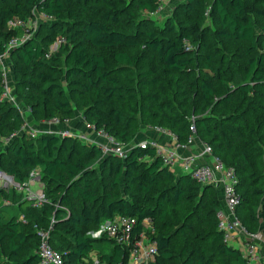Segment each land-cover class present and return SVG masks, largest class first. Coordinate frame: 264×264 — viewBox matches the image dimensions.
Returning a JSON list of instances; mask_svg holds the SVG:
<instances>
[{
    "label": "trees",
    "instance_id": "trees-1",
    "mask_svg": "<svg viewBox=\"0 0 264 264\" xmlns=\"http://www.w3.org/2000/svg\"><path fill=\"white\" fill-rule=\"evenodd\" d=\"M139 1V2H138ZM210 6V12L217 18L220 28L217 33L222 38L238 39L251 42L249 49H256V43L259 39L264 44V33L258 38L252 20L253 13L264 17V6L257 7L251 5L248 0H206ZM81 4L82 11L77 13L69 5L72 0H0V50H4L5 43L12 37L22 35V30L12 29L8 23L13 17L30 18L37 8L39 12L48 13L55 17L54 22L42 24L49 34L44 40L31 38L23 47L17 48L12 56L16 57L14 65L17 82L20 86L36 91V96L25 94L30 106L35 107V114L43 117L40 122L46 119L58 118L66 120L72 116V107L66 90L61 84L56 83L53 74L63 73L62 79L70 87H78L83 93L95 91L97 96L104 93L103 98H98L99 104H105L112 97L116 98V103L121 102L125 95H132L134 89L121 85L120 81L111 77L107 71V61L102 53L96 51L112 50L113 60L118 68L131 67L133 63L143 55L135 52L138 48L152 51L161 62L162 69L173 79H180L181 75L189 70L193 65V58L190 52V42H196L199 37L195 32V26L189 25L176 28L171 22V27L163 35L157 36L153 32L147 33V38L141 46V40L137 32H127L122 29L114 28L113 23H118L117 16L121 11L138 9L155 11L154 0H77ZM118 2H123L126 6L118 8ZM137 2V3H136ZM90 3H101L111 9L90 6ZM186 10H194V5H199L200 0H188L184 3ZM68 13V14H67ZM135 11H129L132 16ZM66 15H72L73 19L68 20ZM83 15V18L80 16ZM120 23V22H119ZM131 21L124 22L123 27L130 28ZM59 34L66 36L67 41L52 56L47 57L50 45ZM45 42H52L45 45ZM90 47L94 48L91 49ZM135 52V53H134ZM61 60V65H55V62ZM50 72V73H48ZM152 70L146 74H152ZM2 75V74H1ZM35 79L38 82H35ZM152 84L155 80L150 81ZM43 83H48L43 85ZM3 77H0V95L3 91ZM202 93L206 103H210L215 98V89L211 75H205L194 82ZM78 88H73L78 92ZM237 90L242 97H247L254 92L264 91V53L260 58H253L248 61V71L245 78L237 85ZM230 93V92H229ZM226 94L223 100L228 104L232 101L230 94ZM56 94V96H55ZM134 97V96H131ZM30 99V100H29ZM246 99V98H243ZM217 100V98H216ZM82 109L87 117H91L97 130H105L115 137L118 141L129 143L131 134L128 130L127 121L118 106L107 110H100L98 105H92L95 109L90 112V105H83ZM157 107L163 111L164 104H158ZM174 111V110H173ZM34 115V114H33ZM232 118H234L232 116ZM186 115L179 112L174 114L163 113L155 124V127L165 128L173 132L181 142H187L191 132V120H187ZM199 119H195L194 124L197 128ZM26 119L19 110L8 101H0V137H5L16 130H19ZM206 132L209 127L205 122H201ZM257 128L264 127L263 121L256 125ZM230 131L237 134V129L229 127ZM223 133L226 128L223 126ZM198 132V128H197ZM238 135L237 137H239ZM74 140L78 138L70 137ZM225 143H229L230 134H224ZM264 140V135L258 138ZM66 139L54 133H41L35 138L22 134L15 137L12 142L5 145L0 139V169L10 175H13L18 182L28 181L31 171L36 167L43 168V178L49 180L54 185H64L66 180H71L70 186L74 187V198H81L84 201V207L80 212L75 210L73 201L67 194H62L58 205L49 197V192L45 194L48 199L42 206H33V200L24 198L23 193H19L14 187L10 189H0V243L7 244V257L2 256L4 251L1 248L0 261L8 264H38L39 255L37 253L40 236L38 230L49 229L52 222L50 242L53 248L63 254L65 264H93L91 253L94 251L96 241H111L108 238H93L87 233L97 231L103 220L114 218L116 215H126L136 217L139 221L137 229L140 230L145 218L153 220L154 232L151 237L158 244L159 254L153 264H177L172 263L175 258L174 250L170 249L172 242L171 236L163 231L167 219V211L161 199H166L170 191L174 195V202L180 204L184 197L192 203L195 197L198 201H204L208 190L215 186L202 185L192 179L189 175H176L167 167H164L162 161L156 156L153 148H133L126 160L117 158L120 161V167L115 174L113 185L121 179L122 174L126 173L128 178L132 177V182L139 180L136 189L133 191L130 187L129 194L106 195V200L100 203L99 195L92 185L87 181L82 184L81 172L89 166L85 162L86 158L74 159L70 153L63 152ZM213 148V154L220 157L227 166L236 168L239 183L238 192L241 194V203L237 208V214L249 232L256 233L260 222L259 216V197L264 194V190L250 188L254 184L247 185V179L243 174L253 167L257 169L250 158L252 151L247 150L248 154L238 158L229 153L223 154L222 145L215 147L211 142H207ZM252 140L249 145L254 144ZM92 150L86 154L89 158L94 153L101 154V148L98 145L91 144ZM12 157L8 160L7 167L4 163L5 157ZM127 163V165L125 164ZM125 165L124 169L122 165ZM263 164V163H262ZM104 166V164H102ZM242 169V171L240 170ZM91 171V170H89ZM253 175V174H252ZM251 175V177H252ZM256 175V174H255ZM168 179L171 185L165 187L159 192L156 202L150 195L153 190L159 187L163 180ZM68 184H66L67 187ZM214 186V187H213ZM264 186V185H263ZM69 187V186H68ZM256 187V186H255ZM7 190L10 192H7ZM11 193L18 196L16 200V211L9 213L3 207L10 206L3 203L4 199H9ZM216 199L212 198L213 210H216L215 232L213 240L218 243L217 248L221 256L210 255L207 259L201 254L202 249L194 246L190 254L186 256L180 264H245L246 259L237 249L229 247L223 240L222 232L219 230V220L217 213L221 205L215 204ZM13 204V203H12ZM11 204V205H12ZM70 205V213L61 206ZM24 215V219H21ZM53 222L55 227L53 228ZM57 223L64 227L70 237L67 243H60L53 235H57ZM46 225V226H45ZM264 232V230H263ZM114 243V242H113ZM191 243L184 242L181 247V253L187 254ZM6 253V252H5ZM101 261L106 264H129L130 248L123 247L114 243L110 253H99ZM88 261H87V260Z\"/></svg>",
    "mask_w": 264,
    "mask_h": 264
},
{
    "label": "rangeland",
    "instance_id": "rangeland-1",
    "mask_svg": "<svg viewBox=\"0 0 264 264\" xmlns=\"http://www.w3.org/2000/svg\"><path fill=\"white\" fill-rule=\"evenodd\" d=\"M187 1L188 0H154V5L156 6L155 11L141 10L135 5V10L121 11L117 16L118 23L113 24L114 28L122 29L127 32H137L141 40V46L144 40H146L148 32H153L157 36H161L163 35L162 32H165L171 27V22L174 23L176 28L189 25L195 26L196 30L194 34L198 32L199 37L196 42H190L191 57L194 60L192 67L177 80L165 73L159 58L156 55L154 56L150 50L138 48L135 52L142 53L143 55L137 62L133 63L131 67L118 68L117 63L113 60L112 50L96 49V51L104 55L107 61V71L110 76L118 79L121 85L128 86L134 89V91H132V95H125V98L121 102L116 103V98L112 97L105 104H99L98 98H103L105 96L104 93H101L100 96H97L95 91L83 93L78 87H70L69 84L62 79L63 73H52V76L59 78L56 79V83L64 87L66 95L69 97L73 109L72 116L69 117V120L71 121L79 115L81 124L83 122L87 123L86 125L83 124L85 125L83 127L87 128V130H90L92 133V129L95 128V125L91 122L92 119L90 116H85L84 110L82 109V107H84L83 105H90L89 109L92 113L95 111V109L91 108L92 105H98L99 109L102 111L118 106L123 113L124 119L127 121L128 130L131 134V141L127 144L135 146L134 148H136L142 141L149 140L150 138L163 141L162 135L164 136V133L156 130L155 127V124L158 123L163 113L173 115L174 111L179 112L181 115H186L188 117L187 120L191 121L197 118L200 121L197 123L198 132H196V139L200 145L207 142H211L214 147L216 145H222L221 148L224 149V155L225 153H229L233 156L236 155L238 158L248 154L247 150L250 152L252 151L253 156H258L250 159L253 161L254 166L258 165L259 167L257 169H253L252 167L245 172L243 176L250 177L249 180L247 179L248 186L258 181L256 185L254 184L250 187L252 190H255V188L258 189L260 186L264 190V140L258 139L261 134L264 135V127H261L262 129L260 130L256 127L258 123L263 121L264 91L254 92L247 97H242L241 93L237 90V85L244 80L245 74L248 71V61L253 58H260L262 53H264V44H262V40L259 39L256 43V49L251 50L249 48L252 44L249 41L222 38L217 33L220 26L217 23V18L210 12L208 2L206 0H200L199 5H194V10L188 11L184 4ZM248 2L257 7L264 6V0H248ZM89 5L93 6L91 7L93 10L95 7L111 9L107 7V5L101 3H90ZM69 7L77 13L82 11L81 4L78 3L77 0H72V4L69 5ZM124 7L126 6L123 2H118V8ZM129 11H135V13L131 16ZM39 15L40 12L36 8L33 16L30 18L34 21ZM80 17L83 18V15ZM65 18L72 20L73 16L66 15ZM128 20L131 21L129 25L132 27L125 29L123 25L124 22ZM252 20L254 22L256 34L258 38H261L264 33V17L253 13ZM47 34H49L48 31L42 27L32 34V38H37L42 41ZM51 43L52 42H45L44 44L50 45ZM90 48L94 49L92 47ZM15 62V56H5L4 50H0V77H4L2 68L5 67L8 72L7 79L11 92H13L16 97V102L11 104L19 110L26 120H29L30 128H41V126H39L41 124L40 118L43 116L35 114V107H32V105L30 106L27 99H25V94L36 96L38 93L18 84L14 68ZM55 65H61V60L58 62L56 61ZM149 70L153 71L152 74H146ZM205 75L212 76L215 89V98L212 99L210 103L204 101L201 91L197 88L198 86L193 85L194 82H198V80H201ZM152 80H155L153 84L150 82ZM35 82L38 81L35 79ZM47 84L48 83H43V85ZM73 88H78V92H74ZM228 93L232 97V101L227 104L223 100V97ZM162 103L164 104V108L167 109L160 111L157 105ZM232 116L234 118H232ZM70 121L66 123L64 120H61V127L50 126L49 129L52 130L54 134L59 135L63 129L67 128ZM201 122L207 124L209 132L205 131ZM223 126L226 128L224 133L222 131ZM229 127L237 129V134L230 131ZM150 131L158 133L148 136L147 134L152 133ZM224 134H230L228 144L225 143ZM238 135L240 136L237 137ZM60 136L67 141L64 145V153L72 154L74 159L86 158L85 162L89 163L88 168L81 172L80 178L82 184L89 181L92 188H94L99 195L100 203L106 200L107 194L114 196L117 194L128 195L129 192H127V190L130 187L133 188V191L136 189L139 180L133 183L132 177L128 178L126 173L122 174L121 179L118 180L115 185L112 184L115 174L120 167V161L112 154L105 155L103 152L101 154L94 153L87 158L86 154L92 150V145L90 143L80 139L74 140L70 137ZM252 140L255 143L249 145ZM8 154L9 157H5L4 161L6 166L3 165V168L7 167L8 160L12 157L10 151ZM102 164H104V166H102ZM124 164L122 165L123 169L127 163ZM34 170L37 172L35 174L40 176L39 184L44 186V190L46 185V191L49 192L50 196L49 198L52 201L56 200L55 205L60 206L58 202L61 195L67 194L73 201V205L77 212L83 209L84 201L81 198L73 197L75 190L74 187L70 186L72 184L71 180H66L62 186L54 185L51 184L49 180H46L45 177H42V167H36ZM240 170L242 171V169ZM31 183L33 184L34 182ZM66 184H68L67 187ZM171 184L172 182L170 180L165 179L156 190L151 192L150 195L154 199L153 203H155L156 199L159 197V192ZM1 188L3 189L4 187L3 182L0 180V189ZM31 188L37 191L39 188L38 183L33 184ZM7 192H10V190H7ZM18 198L20 197H15L14 194L11 193L9 199H7L9 202L7 205L10 206H5L3 208L9 213L14 214L16 211V200ZM187 198L186 195L180 204H176L174 202L173 193L169 191L166 199H161L167 211V219L163 231L165 234L171 236L172 242L169 247L175 252V258L172 263L180 264V262L190 254V251H192L195 245L202 249L201 254L205 259L210 255H215L217 257L221 256L217 248L218 243L213 240L216 210H213L212 207V198L216 199V205H219V203L222 204L223 192L221 187L215 186L213 189H209L204 201H198V197H195L192 203H190ZM259 200L260 222L258 227L254 228V230H259L258 232L264 233V194L259 197ZM61 207L64 209L66 208V211L70 213V205ZM56 228L57 235H53L55 240L60 243H67L70 234L64 230V227L59 223H57ZM87 235L91 236V233H87ZM186 241L191 243L192 246L188 249L187 254L183 255V253H181V247ZM113 246L114 243L108 240L96 241L91 257L99 253H110ZM1 248L4 251L2 256L7 257V244L4 242V244L1 245L0 243V253Z\"/></svg>",
    "mask_w": 264,
    "mask_h": 264
},
{
    "label": "built area",
    "instance_id": "built-area-1",
    "mask_svg": "<svg viewBox=\"0 0 264 264\" xmlns=\"http://www.w3.org/2000/svg\"><path fill=\"white\" fill-rule=\"evenodd\" d=\"M55 17L48 13H41L36 20L31 18L13 17L8 25L12 29L22 30V35L12 37L5 43L4 55L10 56L26 42L32 38V34L37 32L43 23L54 22ZM67 38L63 34H59L56 40L50 45L47 57L56 53L61 46L66 43ZM2 64V63H1ZM3 71V91L0 95V101L16 102V97L11 92L9 81L7 79V69ZM68 123L70 120H64ZM191 125V132L187 142H181L178 137L170 130L156 127L167 136L168 140L159 141L158 139H149L138 144L141 148H153L156 156L162 161L164 167H167L177 176L181 174L189 175L192 179L202 185H214L221 187L223 192L222 205L217 216L219 220V230L222 232L224 242L234 249L241 252L246 259L245 264H264V233L249 232L242 224L237 208L242 199L241 194L237 190L239 183L238 173L235 167L227 166L223 160L213 154V148L210 144L204 143L199 151L193 152L191 146L196 140L197 128ZM61 124V120L54 117L41 121V128H30L27 119L24 125L12 134L0 137L5 145H8L15 137L27 134L29 137L35 138L41 133H53L50 126ZM96 135L95 139L90 138L86 133L79 132L71 128L63 129L59 135L63 137L78 138L87 141L90 144L98 145L102 152L112 154L122 160H126L135 146L116 140L105 130L92 129ZM36 169V168H35ZM36 170H32L27 182H18L13 175L8 174L0 169V180L3 182L4 188L14 187L19 193H23L27 199L33 200V206H42L48 199L46 197L44 186L39 184L40 176ZM13 176V178H11ZM31 182L38 183L37 191L33 190ZM4 204H9L7 199L3 200ZM24 219V215H21ZM139 221L136 217L126 215H116L114 218L103 220L97 231H91L93 238H108L114 243L130 248L129 264H153L159 254L158 244L151 237L154 232L153 220L145 218L142 222L140 230L137 229ZM52 225L49 229H39L40 244L38 248L39 262L38 264H65L63 254L53 248L50 242ZM87 260V259H86ZM93 264H106L102 262L99 255L92 257ZM88 261V260H87ZM0 264H8L0 261Z\"/></svg>",
    "mask_w": 264,
    "mask_h": 264
},
{
    "label": "crops",
    "instance_id": "crops-1",
    "mask_svg": "<svg viewBox=\"0 0 264 264\" xmlns=\"http://www.w3.org/2000/svg\"><path fill=\"white\" fill-rule=\"evenodd\" d=\"M83 124L86 125L87 123H86V122H83V123L81 124L80 116L77 115L74 119H72V120L70 121V124L67 125V128H71V129H74V130L79 131V132H84V133H86L90 138L95 139V138H96V135L94 134V132L92 131V133H91L90 130H87V128L83 127V126H85V125H83ZM39 126H41V124H40ZM59 126L61 127L62 125H61V124L56 125V127H59ZM65 129H66V128H65ZM150 132H152V133L147 134L148 136H152V135H155L156 133H158V132H154V131H150ZM147 133H148V132H147ZM162 139H163V141H164V140H165V141L168 140L167 136H165V135H164V136L162 135ZM200 147H201V145L197 142V139H196L194 145L191 146V150H192L193 152H197V151H199Z\"/></svg>",
    "mask_w": 264,
    "mask_h": 264
},
{
    "label": "water",
    "instance_id": "water-1",
    "mask_svg": "<svg viewBox=\"0 0 264 264\" xmlns=\"http://www.w3.org/2000/svg\"><path fill=\"white\" fill-rule=\"evenodd\" d=\"M11 178H13V176H11ZM210 185H211V184H208V185H206V187H207V186H210Z\"/></svg>",
    "mask_w": 264,
    "mask_h": 264
}]
</instances>
